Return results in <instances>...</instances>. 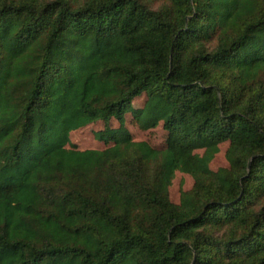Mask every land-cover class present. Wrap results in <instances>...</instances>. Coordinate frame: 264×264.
Segmentation results:
<instances>
[{"label": "trees", "instance_id": "1", "mask_svg": "<svg viewBox=\"0 0 264 264\" xmlns=\"http://www.w3.org/2000/svg\"><path fill=\"white\" fill-rule=\"evenodd\" d=\"M0 264H264V0H0Z\"/></svg>", "mask_w": 264, "mask_h": 264}, {"label": "rangeland", "instance_id": "2", "mask_svg": "<svg viewBox=\"0 0 264 264\" xmlns=\"http://www.w3.org/2000/svg\"><path fill=\"white\" fill-rule=\"evenodd\" d=\"M141 103V99L137 104ZM112 128H116L118 124L112 120L110 122ZM126 127L130 131L134 141H146L155 148H161L165 146L166 133L162 129L160 124L158 127L148 131H142L138 128L131 115L127 116ZM104 128V123L99 121L86 128L72 132L70 134V147H75L80 150L85 149H103L105 146L95 139V133ZM228 148V142L220 145L219 153L210 163V169L217 170L219 168L227 167V161L225 158V152ZM201 153V152H199ZM193 181L189 175L176 172L174 180L170 187V199L173 203H179V197L181 191L188 190L192 187Z\"/></svg>", "mask_w": 264, "mask_h": 264}]
</instances>
